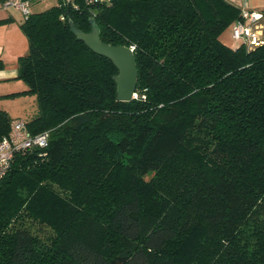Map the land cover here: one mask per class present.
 <instances>
[{"label": "trees", "instance_id": "1", "mask_svg": "<svg viewBox=\"0 0 264 264\" xmlns=\"http://www.w3.org/2000/svg\"><path fill=\"white\" fill-rule=\"evenodd\" d=\"M75 1L20 24L16 78L37 106L25 125L48 143L14 152L0 180V264H264V43L220 39L240 8ZM91 18L103 42L133 47L128 101L70 30ZM10 121L0 109V138Z\"/></svg>", "mask_w": 264, "mask_h": 264}, {"label": "built area", "instance_id": "2", "mask_svg": "<svg viewBox=\"0 0 264 264\" xmlns=\"http://www.w3.org/2000/svg\"><path fill=\"white\" fill-rule=\"evenodd\" d=\"M35 0H2V8L14 9L26 19L31 13V3ZM41 1V0H37ZM85 5L108 4L111 0H81ZM64 4H72L78 8L75 0H62ZM231 37L237 44L246 48H254L264 43V13L240 9V16L231 24ZM133 50V47H129ZM137 96L133 93V97ZM48 143V133L30 134L25 125V120L15 118L10 121L9 132L0 138V180L7 173L14 152L33 147L44 148Z\"/></svg>", "mask_w": 264, "mask_h": 264}, {"label": "water", "instance_id": "3", "mask_svg": "<svg viewBox=\"0 0 264 264\" xmlns=\"http://www.w3.org/2000/svg\"><path fill=\"white\" fill-rule=\"evenodd\" d=\"M71 32L83 41L94 53L107 57L117 69L113 76L116 85V99L128 101L136 88L137 69L133 50L123 45H112L100 39V28L94 18L90 19V30L84 32L70 20Z\"/></svg>", "mask_w": 264, "mask_h": 264}, {"label": "rangeland", "instance_id": "4", "mask_svg": "<svg viewBox=\"0 0 264 264\" xmlns=\"http://www.w3.org/2000/svg\"><path fill=\"white\" fill-rule=\"evenodd\" d=\"M56 2L57 0L32 1L31 11L38 12L44 10L46 8L55 5ZM18 21L15 20L14 24L18 28L21 34L20 36L25 40V49H26L25 53H26L28 50V44L26 38L24 37V34L22 33L19 27ZM7 23L8 22L3 24H7ZM220 39L231 47H236L237 45V42L233 40L231 37V30L229 26L226 27L225 30L221 33ZM10 61L11 63H13L12 62L13 60ZM5 65L7 64H4V66ZM10 65L11 64H9L8 66L9 68ZM1 70H0V109L4 110L6 114L11 118V120L15 118H23V119L31 118L32 114H34L37 110L35 96L28 93H21V91L25 88V84L21 79H18L16 78V76H14V71L10 70V72L9 71L7 72ZM37 234L43 237L44 233L38 232Z\"/></svg>", "mask_w": 264, "mask_h": 264}, {"label": "crops", "instance_id": "5", "mask_svg": "<svg viewBox=\"0 0 264 264\" xmlns=\"http://www.w3.org/2000/svg\"><path fill=\"white\" fill-rule=\"evenodd\" d=\"M59 0H57L56 4ZM232 4L240 9L246 8L251 11L263 12L264 0H229ZM0 0V20L8 18L10 21L7 24L0 25V59L4 64V70L1 71H14V76L17 74L16 61L17 57L25 54V40L20 36L18 28L15 26L14 21L19 20L18 24L22 22V17L16 10L4 9ZM33 12V11H32ZM230 27V26H229ZM231 30V27H230ZM25 37V36H24ZM10 60H13L11 63ZM10 68L8 67L9 64ZM25 89V88H24ZM23 89V90H24ZM23 119V118H22ZM27 120V119H24Z\"/></svg>", "mask_w": 264, "mask_h": 264}]
</instances>
